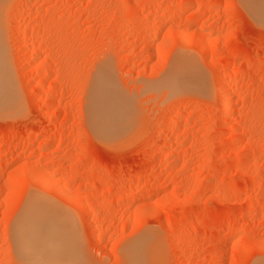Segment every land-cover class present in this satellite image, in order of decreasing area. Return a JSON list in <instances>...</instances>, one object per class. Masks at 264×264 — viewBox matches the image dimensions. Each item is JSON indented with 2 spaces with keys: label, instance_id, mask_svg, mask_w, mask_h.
<instances>
[{
  "label": "rangeland",
  "instance_id": "rangeland-1",
  "mask_svg": "<svg viewBox=\"0 0 264 264\" xmlns=\"http://www.w3.org/2000/svg\"><path fill=\"white\" fill-rule=\"evenodd\" d=\"M0 8L21 104L0 115V264H39L12 236L34 196L71 221L66 264H142L145 240L149 264L264 263V23L242 0ZM179 60L202 81L167 83ZM99 74L127 112L110 141L89 125Z\"/></svg>",
  "mask_w": 264,
  "mask_h": 264
},
{
  "label": "bare ground",
  "instance_id": "bare-ground-1",
  "mask_svg": "<svg viewBox=\"0 0 264 264\" xmlns=\"http://www.w3.org/2000/svg\"><path fill=\"white\" fill-rule=\"evenodd\" d=\"M2 2L3 0H0V7ZM242 2L254 18L264 23V0H242ZM166 22L167 20H163L162 24ZM2 42L3 41L0 34V115H5V117H7V115L13 116L16 114V112L18 113L21 107L19 105L21 104H19L18 102L17 93L14 89L8 60H6L7 56L5 58V50L3 48ZM192 65L193 63L187 60H179L173 68L170 77L165 81L172 85H175V83L181 79L187 81V83L201 82V75ZM167 83L165 82V84ZM186 85L187 87H189V83ZM113 89L114 88H112L110 82L106 79L104 74H99V76L96 78L95 84L90 90L87 103L90 127L92 128L96 136L103 140L109 141L117 137V135L119 134V131L122 127V113L124 111V109L121 108L120 103L117 101V97H115V95H117L118 93L115 92L117 94L114 95ZM225 91L222 90L220 92L221 98H224V96H226ZM120 98L118 100H121L120 102L123 103L122 99ZM124 105L126 107V104ZM124 105L122 106L124 107ZM13 111H16L14 112L15 114L13 113ZM125 113L127 114V112ZM124 116L126 118V115ZM48 141H50V139ZM45 182L44 185L47 184L51 187V182ZM26 206L27 207L25 208V210L22 211L23 213L15 221L12 229V236L17 254L22 259L34 261L39 264L68 263L66 258L69 257L70 254L66 252L67 250L64 248L61 239L66 229V225H69L71 222L69 218L61 210L57 209L52 202L38 196L31 197L28 201V205L26 204ZM233 234L234 233H230L229 235L232 236ZM145 241L146 242L144 243V245L140 243L139 246L134 249L133 254L136 255V257L138 256L137 259L140 263L149 264V261L147 259V250H152V244L149 243L148 240ZM151 253L149 255V259H151L152 257L153 261V255H151ZM152 264H154V262H152Z\"/></svg>",
  "mask_w": 264,
  "mask_h": 264
}]
</instances>
